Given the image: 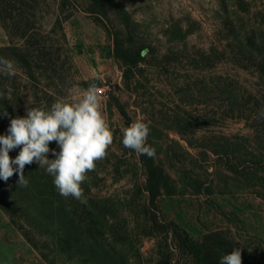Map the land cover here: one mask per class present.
I'll list each match as a JSON object with an SVG mask.
<instances>
[{
	"label": "rangeland",
	"instance_id": "rangeland-1",
	"mask_svg": "<svg viewBox=\"0 0 264 264\" xmlns=\"http://www.w3.org/2000/svg\"><path fill=\"white\" fill-rule=\"evenodd\" d=\"M90 4L0 0V57L16 66L15 76L0 75V135L28 108L71 99L99 77L114 139L82 187L90 204L111 201L104 243L123 249L130 264H186L146 215L145 170L122 144L123 129L142 118L171 178L153 210L159 222L199 240L222 233L264 264V0H109L101 21ZM102 22L124 47L148 49L128 80ZM24 175L27 187L17 175L0 180V264H94L87 246L57 257L63 226L35 211L38 189L53 178L36 163Z\"/></svg>",
	"mask_w": 264,
	"mask_h": 264
},
{
	"label": "clouds",
	"instance_id": "clouds-1",
	"mask_svg": "<svg viewBox=\"0 0 264 264\" xmlns=\"http://www.w3.org/2000/svg\"><path fill=\"white\" fill-rule=\"evenodd\" d=\"M140 55L146 57L148 49L141 50ZM0 75L15 76V62L0 57ZM101 92L93 82L71 99L57 100L50 107L28 108L26 115L12 118L7 134L0 135V180L7 182L17 175V185L27 187L25 166L36 163L53 178L60 196L86 204L82 185L88 173L96 170V162L106 158L114 139L103 114ZM258 117L264 119V107ZM149 135L150 123L140 118L123 129L122 144L139 155L155 158L156 149L147 142ZM51 142L58 145L59 151L50 149ZM17 148L18 155L10 157V151ZM50 152L54 159H49ZM219 264H242L241 249L233 248L221 256Z\"/></svg>",
	"mask_w": 264,
	"mask_h": 264
},
{
	"label": "trees",
	"instance_id": "trees-1",
	"mask_svg": "<svg viewBox=\"0 0 264 264\" xmlns=\"http://www.w3.org/2000/svg\"><path fill=\"white\" fill-rule=\"evenodd\" d=\"M90 1L89 10L96 15L97 20H100L98 15H104L108 18L107 12L110 9L109 0ZM119 10L123 12L124 19L129 21L130 17L125 10L123 8ZM104 27L112 37L114 55L123 66L124 77L128 80L130 75H133L134 69H137L138 65L145 61L144 57L140 55L141 50L145 47H124L120 34L106 25ZM93 82L97 83L99 87L102 85L99 79L92 80L90 83ZM115 105L119 108L121 114L126 116L125 110L118 101H116ZM139 160L146 175V181L142 188V192L146 197L144 211L150 221L158 228L157 231L164 233L166 248H170L171 244L169 242L173 241L178 252L186 260V264H219L221 256L228 254L233 248H240L238 244L222 233H214L212 236L207 235L199 240L190 236L188 232L174 222L161 224L157 213L153 210L159 201L158 199L162 195H168L166 192H169L171 189V178L164 168L157 164L155 158L139 155ZM45 187L44 185L43 189H38L37 191L36 199H38V204L35 207L36 217L40 214L49 215L56 219L58 218L60 224L63 226V229L59 230L55 238V242L61 249V251L56 252L57 257L70 252L73 247L81 250L87 246L92 255L91 257H94V264H130L129 258L123 249L108 247L104 243V237L107 232L104 229L106 227L104 221H107L109 214L114 215L112 206L108 204L111 201H103L100 204L78 202L76 203L78 207L73 208L74 205L71 204L70 200L61 198L54 186L49 185ZM54 197L57 200L52 199ZM32 219L35 221V217ZM36 225L47 227L48 223L42 222ZM116 237L122 239L120 234L117 233ZM31 243L34 245V242L31 241ZM85 261L87 260L85 259ZM242 264H263V261L243 250Z\"/></svg>",
	"mask_w": 264,
	"mask_h": 264
}]
</instances>
